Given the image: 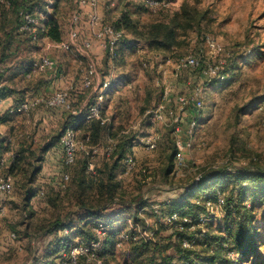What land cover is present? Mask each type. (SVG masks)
I'll return each mask as SVG.
<instances>
[{"label":"rangeland","instance_id":"1","mask_svg":"<svg viewBox=\"0 0 264 264\" xmlns=\"http://www.w3.org/2000/svg\"><path fill=\"white\" fill-rule=\"evenodd\" d=\"M65 1L66 7L61 14L69 25L72 24L69 21L71 11L77 10L78 6L72 1V8L70 1ZM167 1L168 5L150 7L144 0H99L96 12L103 22L113 23L121 13L127 12L135 21L134 28L125 30V40L116 48L114 58L104 50L102 57L99 52H93L95 46L99 47L96 45L99 41L94 37L92 46L84 54L74 49L68 52L61 49V52L64 51L62 54L51 50L44 54L39 51L40 54L27 55L28 59H38L45 54L56 57L67 75L80 73L89 60H93L101 77L107 75L111 68L115 76L104 97L103 133L95 142L83 137L82 132L78 133L83 146L76 163L70 168L69 188L67 186L62 190L48 185L43 197L27 198L24 188L18 184L8 197L0 199L6 206L5 216L0 219V234L1 223L6 221L5 226H12L4 236L6 250L0 248V264H57L61 258H68L65 256L67 253H62L66 249L56 252L61 233L40 235L37 231L39 225L57 217L63 218L69 211L73 212V225L81 222L78 215L84 212L79 211V201H71V191L78 188L73 173L76 171L77 176V169L82 167L83 162L87 166L88 161L93 168L89 170L86 167L85 173L94 180V184L111 183L107 176L112 168V184L117 185L113 202H109L98 217L90 216V226L94 223L109 224L106 245L111 231H117L110 237L114 248L112 252L107 251V264H187L178 250L179 238L176 234V230H183L186 223H190L188 232L196 236L202 235L199 230L209 233L207 246L202 243L197 245L196 241L191 248H185L190 249L195 257L192 264H264V203L260 192L256 196L254 191L248 192L241 214L233 212L228 215V208L216 205L214 210L208 207L200 209L202 212L194 213L195 217L181 215L188 221L170 222L168 216L171 212L165 210L170 203L186 196L187 188L206 173L250 166L264 170V0ZM153 25L157 26L156 29L167 28L157 31L158 36H152ZM80 26L86 34V21ZM69 32V29L63 30L64 40H67ZM210 40L218 44V51L213 49ZM219 45L223 51H219ZM189 55L197 56L199 64L188 68L180 66L181 59ZM217 63L223 66L224 79L208 75L205 71ZM37 77L31 76L29 84L24 80L28 78L21 75L15 78L17 80L6 81L12 92H18L23 98L28 91H35L19 103L31 102L29 111L14 115L6 124H0V142H5L4 137L12 138L10 154L4 158L7 163L12 162L20 142L27 141L24 144L31 145L38 155L52 135L59 131L60 140L66 128L67 116L50 130L53 122H44L42 112L49 110L54 114L46 107L45 100L63 84L51 89L42 87L43 96L34 98L38 94L36 89L43 86ZM196 93H200L203 107L197 111V126L189 140L191 145L182 150L185 164L177 167L179 162L176 165L175 157L179 142H182L179 136H186L178 130L180 127L175 113L171 115L169 111L178 106L179 95L188 97ZM89 102L86 103L84 97L75 103L72 110L83 107L84 112ZM159 109L163 111L164 119H151L149 111ZM191 110L190 107V113ZM150 138L156 139L157 145L153 149L146 147ZM123 146L124 152L120 154ZM110 148L114 149L109 151ZM57 151L61 156V151ZM127 156L132 157L133 164H127ZM47 160L44 156L42 164L47 165ZM115 163L116 166H112ZM48 172H51V167ZM37 185L40 188L42 183ZM225 189L229 192L231 186L226 185ZM60 195L62 199L58 197ZM88 195L86 192L85 196ZM193 201L195 199L190 200L191 203ZM198 202L197 205L204 207ZM83 217L87 215L83 214ZM241 224H250L253 231H258L254 254L245 257L230 252L228 255L230 246L223 242L228 240L229 230ZM131 227L141 240L129 241L119 247L117 241L120 234L123 231L130 233ZM11 232L17 234L13 240L9 239ZM74 233L69 236L74 239L73 243L80 237H74ZM158 243L161 245L154 253L148 244L154 246ZM138 244L144 248V254L136 261L131 257V251L138 250ZM213 257H216L214 262Z\"/></svg>","mask_w":264,"mask_h":264},{"label":"trees","instance_id":"2","mask_svg":"<svg viewBox=\"0 0 264 264\" xmlns=\"http://www.w3.org/2000/svg\"><path fill=\"white\" fill-rule=\"evenodd\" d=\"M65 0H57L55 9L53 14L47 17V20L45 21V28L46 31L44 35L49 36L50 39L55 41L62 40L63 31L61 29V25L58 20V13H61L63 8H60V3L64 2ZM75 2V0H74ZM76 4V2H75ZM37 2L34 3L32 0H13L12 6L13 9L11 12L15 13V21H8L5 22L0 26L1 33L3 32L2 36H0V63L3 64L5 59H7L9 56H11L10 53H7V50L10 48V45L12 41H16L14 38V34L17 35V30L21 24V16L20 11L22 9L30 10V11H39L41 9H44L43 6H39ZM38 6L36 10H34V7ZM3 11V10H2ZM2 13V12H1ZM4 17H7V13L3 11L2 14ZM135 21H133L130 13H121L120 17L116 19V21H113L112 24H114L118 29L125 30L132 29L135 27ZM156 25H153L151 29L152 36H158L156 33L157 31H163L165 29H156ZM124 38L119 43L122 44L124 42ZM25 42H30V44L35 43L32 42L31 39L28 37L27 39L20 38V41L18 42L17 48L20 47V45H23ZM35 59H27L26 65L21 67L20 70L13 71L8 77L5 79V73H7L9 70L12 71V68H6L3 70H0V84L4 80H13L18 75H22L25 77L33 76V69H32V62ZM22 69V70H21ZM9 71V72H10ZM30 74L27 76V74ZM13 90L9 85L6 83L0 86V96L4 99V96L6 95V92ZM109 92V91H108ZM107 92V93H108ZM106 95V94H105ZM110 99H108L109 101ZM76 101L73 104V108ZM103 108V107H102ZM71 111V110H69ZM8 113V112H7ZM87 112L84 111L81 114H73L69 113L67 115V120L65 122V127L68 125H74L76 126V129L78 130V133L82 132L83 137H87V139L91 140L92 142H95L100 136L101 133H103L105 126L101 124V120L95 119H88L86 117ZM191 116H197V111L193 109L191 111ZM10 117L7 115H1L0 121H6ZM59 135L55 137L58 138ZM24 143H28L27 141L21 142L20 148L17 151L14 161L11 165L9 173H11L16 178V183L21 184V186L24 188V194L27 198H33V196L36 195L38 190H34L33 183L37 179V175L39 171L41 170L42 165V159L43 156L40 152V154L37 155L35 151L31 149V145H27ZM125 149V146L122 147L120 151H122L120 154H122ZM77 161V160H76ZM88 164L86 166V163L83 162L82 167L78 168L77 170V176H75L76 171L73 173L74 177L73 180L78 183V188L72 192V198L71 201H79V211L84 212L83 214L87 215V217H83V214H79L78 218L81 220L80 223L73 225L71 215L72 211H69L63 218L57 217L56 219H52L51 221L44 222L42 225H39L38 233L40 235H51L60 233L62 229H64L66 226L68 227H74L75 228V236H80L83 239H91L94 237L92 226L91 225V219L90 216H96L98 217L103 209H106L109 202H113L114 197L116 196L117 192V185H113V170L112 168L109 171V174L107 176V179L109 184H94V180L90 179L89 175H86L85 169L88 167ZM112 166H116V163ZM73 167V166H72ZM71 167V168H72ZM172 168V164L170 165L169 169ZM30 171V173H28ZM72 170V169H71ZM72 172V171H71ZM222 177V178H221ZM221 178V179H219ZM226 185L231 186V190L229 192H226ZM69 188V185H68ZM67 188V190H68ZM219 188V189H216ZM96 190V192H95ZM254 191L253 194L256 196L258 193H261L262 200L264 203V170L257 167H241V168H222L218 170H214L210 173H206L203 175V177L200 179L199 183L196 187L191 189L186 196L183 198H179L178 200L173 201L170 203L169 206L165 207V210L167 213H170L172 211H177L181 215H189L191 217H195L194 213L197 211L199 212L200 209H206V201L215 202L217 201L218 196H223L225 199L224 206L225 208H228L229 211L226 214L231 215L233 212L237 214H241L243 212L242 204L244 203V198L247 197L248 192ZM88 192L89 195L85 196V193ZM64 192L61 193L63 195ZM60 197L61 199L63 197ZM195 199L193 201L194 203H191L190 200ZM200 201L198 203L202 204L204 207H201L200 205H197V201ZM246 206V205H244ZM199 210H195V209ZM197 212V213H198ZM202 212V211H200ZM199 212V213H200ZM32 216V215H31ZM242 217V216H241ZM252 217V216H250ZM243 220H246V217H242ZM200 223V222H198ZM190 223H186L183 230H176V234L179 238L178 242V250L181 251L182 256L184 257V260L187 264H192L193 261H195V257L191 253L190 249H185L182 247L181 239L184 237H196L197 245L201 244L207 246V237L209 236L208 231H205L204 233L202 230H199L198 232L202 235L196 236L197 234L188 232ZM91 229V230H90ZM253 227L245 224L238 225L236 228L229 230V237L228 240L223 242L224 245L230 246L228 255H230V252H233V255L235 253H238V256H248L251 254H254L255 251V245H257L258 240V231H253ZM112 234L109 235V238L107 239V245L105 246V251L102 252V257L104 260H107L106 254L108 255L107 251L112 252V249L114 248V243L110 240V237L112 238L116 234V230L111 231ZM197 232V233H198ZM175 233V232H174ZM58 238L57 244H56V252L61 251V249H66L67 251L71 249L73 238H64L66 241L62 242L64 239ZM144 245H147L144 244ZM160 243L155 244L154 246L148 244L154 250V253H156V250H158ZM133 248V247H132ZM138 250H132L134 253V258L136 261H139L140 258H142L144 254V248L142 246H139L138 244ZM237 256V257H238ZM155 257H153L154 259ZM138 259V260H137ZM213 262L216 260V257L212 258ZM108 263L107 261H105ZM137 263V262H136ZM135 263V264H136ZM154 264V263H153Z\"/></svg>","mask_w":264,"mask_h":264},{"label":"built area","instance_id":"3","mask_svg":"<svg viewBox=\"0 0 264 264\" xmlns=\"http://www.w3.org/2000/svg\"><path fill=\"white\" fill-rule=\"evenodd\" d=\"M4 3L8 6L12 5L13 0H3ZM55 0H47L44 5V9L39 11H30L22 9L20 11L21 24L17 30L16 42L20 41V38L27 39L28 37L32 42L35 43H47L51 47L57 45V48L64 50H71L72 46L75 44L79 45L81 53L92 46L93 37L98 39L100 46L104 51H107L109 55L114 58L116 54V48L124 37V31L118 29L114 24L103 22L101 16L96 12V8L99 4V0H75L78 9L73 12L72 15V24L69 32V37L67 40H60L58 43L49 38V36L44 35L45 21L47 20V9H49ZM145 4L150 7H158L162 5H168L167 0H144ZM86 21V30L83 34L80 24ZM82 30V31H81ZM210 43L216 51L217 43H214L213 40H210ZM219 51H223L222 47L219 45ZM180 66L188 68L195 67L199 64V59L197 56L189 55L181 59ZM33 70L45 71L48 69L58 71L60 69L59 61L55 57H52L48 54H45L38 59H35L32 62ZM110 72L107 75H104L100 78L97 65L93 60H89L86 66L79 73V82L70 87V89H58L51 97L45 100L46 107L53 111L54 113H61L62 111H69L73 109V104L76 101V96L81 92L91 91L95 92L94 99L89 102V105L86 109V117L88 119H101L102 118V107L104 102V97L114 82V73L113 69H109ZM223 66L221 63L214 64L211 66L210 70L206 73L208 75L217 77L219 79H224L226 74L223 73ZM30 74L28 73L27 76ZM95 90V91H94ZM39 100V99H38ZM3 101L4 99L0 96V112L3 110ZM178 106L170 110V114L175 113V119L178 124V130L183 133L184 136H179V151L175 157L177 161V167L184 165V160H182V150L191 145V138L193 137V131L197 126V116H191L189 108L195 109V111L200 110L203 107V100L200 93L195 95H190L188 97L179 95L177 97ZM32 107L31 102L24 101L18 106H10L8 108L9 113H16L17 111L27 112ZM188 110V111H187ZM192 111V110H191ZM150 112L151 119H164L163 111ZM187 121V123H183ZM183 123V124H182ZM184 126H186L184 128ZM61 156H59V162L56 167L53 165L51 167V172H47L46 175L42 176V186L37 191L36 196L43 197L45 194V187L48 185L53 186L56 189H66L70 180V168L76 163L80 147L83 144L78 139V130L74 125H68L62 136L59 140ZM82 145V146H81ZM157 145L155 138H150L146 141L147 148H155ZM181 145V146H180ZM182 147V148H181ZM114 148H110L109 151H112ZM8 161V160H7ZM12 162L9 161L8 164L12 165ZM49 162V161H48ZM127 164H133V159L131 156L126 158ZM7 163V162H6ZM93 164L89 162L88 169L91 170ZM200 177L187 188L186 193L191 191L200 181ZM14 185V177L11 173H6L0 178V191L9 193ZM35 196V197H36ZM225 199L220 195L218 201L211 202L207 201V207L210 210H214L216 205H224ZM170 222H180L179 220L188 221V218H182L181 214L177 211H172L168 216ZM208 220V218H206ZM108 226H105L102 223H94L92 227L94 237L91 239H83L77 237L72 243L71 249L69 251L63 250L62 253H67L65 256L68 258H61V262L57 264H107L102 257V251L106 245V235L109 230ZM74 227L66 226L61 230V237L65 236L68 238L71 232H74ZM130 233L123 231L117 241V245L121 247L126 242L139 241V236L134 234V227L130 228ZM127 231V230H126ZM147 234V233H146ZM17 237L15 232L9 234V239L13 240ZM147 239V238H145ZM151 239V238H150ZM64 239L62 242H65ZM183 248H191L196 243V238H184L182 241Z\"/></svg>","mask_w":264,"mask_h":264},{"label":"crops","instance_id":"4","mask_svg":"<svg viewBox=\"0 0 264 264\" xmlns=\"http://www.w3.org/2000/svg\"><path fill=\"white\" fill-rule=\"evenodd\" d=\"M32 1L34 3L37 2L38 4H40L39 6H43V7H44L45 3L47 2V0H32ZM69 1L71 3V7L73 8L74 5H72V1L74 2V0H69ZM56 2H57V0L53 1L51 7L49 9H47V15L48 16L49 15L51 16L53 14ZM64 6L66 7V1L60 3V8H63L62 12H64ZM37 8H38V6H35L34 10H36ZM12 9H13L12 5L8 6V5H6L4 3L3 0H0V26L2 24H4L5 22H8V21L14 22L15 21V13L11 12ZM2 10L7 13V17H4L2 15L3 14ZM61 13H58V20H59V23L61 25L62 31L63 30H67V29L70 30L71 29V24L67 25V21H65L66 17L64 15H62ZM72 15H73V11H71V15L69 17L70 23L72 21ZM62 20H63V22H62ZM2 34H3V32L1 33V29H0V36H2ZM66 35H67L66 38H68L69 37V33L66 34ZM14 38H16L15 34H14ZM62 39H65L64 35H62ZM53 41H55V40H53ZM55 42L58 43V41H55ZM17 45H18V41L14 42V40H13L11 45H10V48L7 50V53H10L11 56H9L7 59H5L3 64L0 63V70L4 71V69H6V68H9V69L12 68V71L9 70L10 72L8 71L7 73H5V75L6 74L10 75L13 71L15 72L17 70H20L21 67L25 66L26 62H27V59H28L27 55L40 54V53H38L39 51H42L43 54H44V53L49 52L51 50H54L56 53H57V50H58L59 54H62L64 52V51L61 52L64 49L61 50V48H57L56 47L57 45H54V46L51 47L47 43H45V44L44 43H32V44H30V42H26V43H23V45H20L19 48H17ZM96 45H98L99 47L95 46L93 52L94 53H98L99 52L98 54L100 55V57H102L103 56V54H102L103 49L100 46V42L96 43ZM96 48H99V49H96ZM73 49L76 50L80 54H84V53H81L78 44H75L73 46L72 50ZM67 52H68V50H67ZM97 58H99V56ZM56 59H57V61H59L58 58H56ZM59 65H60V69L58 71L52 70V69H48V70H45V71L34 70L35 71L34 74H33L34 78L38 76L37 78L41 82H43V86H40L39 89H36L38 91L37 96H33V94H32V96L34 98H37L38 96H43V94L41 95V91H40L42 89V87H47V89H51L52 87H55V86H57L59 84H63V86L58 87V89L62 88V87H66L67 89H70V87H72L73 85L77 84V82H79V75H80L79 72L78 73H74V75H70V74L67 75V74H65V71H63V67H62L60 61H59ZM99 75H101V74L99 73ZM25 78H27V77H25ZM100 78H101V76H100ZM5 79H6V77H5ZM15 80H17V79H15ZM24 80L28 81L27 84H29L31 82V77L29 79L30 81L28 79H24ZM6 81L7 80H4L0 84V86L5 84ZM28 92H30V93H28ZM28 92L26 93V97L23 98V96L21 94L19 95L18 92L17 93L16 92L13 93L12 90L9 91V92L7 91L6 95L4 96L3 110L0 112V116L1 115H7V116H9L11 118L14 115L22 113L21 111H17V113H15V114L9 113L8 112V108L10 106H18V104L23 99H28L29 94L34 93L35 91H28ZM94 94H95V92H91V91L81 92V93H79L76 96V102H80L82 100V98H84V97L86 99V103H87V101L88 102L92 101L94 99V97H95ZM42 112L45 115V116L43 115L44 116V120H43L44 122L45 121L46 122H51V121L53 122L52 127H49L50 130H52L69 113H73V114H77V115L81 114L83 112V107L80 110H72V112H70V111H62L61 113H54V114L51 113L49 110L48 111L43 110ZM46 116L47 117H51L50 119H52V120L47 119ZM8 120L9 119H7L6 121H2V122L0 121V124H2V125L6 124L8 122ZM59 134L60 133L58 131L56 134L52 135L51 139H49V141L43 147H41V149H40L42 156L43 157L45 156V158L48 159V160L46 162L47 165H44V163L41 165V170L39 171V173L37 175V179L32 184L35 191L39 189L37 184L38 183H42L41 182L42 179H43L42 175L43 174H47L48 168L49 167H53V165L56 167L57 163L59 162V154H58V151H57V150H60L59 149V139L58 138L55 139V137L57 135H59ZM4 138H6L5 142H4V140L0 142V178L3 175H5L6 173H9L10 168H11V165L6 163L7 161H5L4 158H6V156H5L6 154L7 155L10 154L9 149L12 146V144H11L12 138L11 137L10 138L4 137ZM8 142H9V145H7ZM20 144H21V142L18 144L19 147L17 148L15 153H17V151L19 150ZM52 154H54V155H52ZM16 185H17L16 178L14 177V185H13L12 190L9 193L0 191V199L3 198V197H8L15 190ZM39 186H42V185H39ZM37 187H38V189H37ZM35 196H33V198H35ZM35 208H37V206H35ZM5 209H6V206H4L2 202H0V219H3L2 217L5 216ZM5 223H6V221L1 223L3 225L2 229H1L2 233L0 234V248H1V250H6V243H5L4 236L9 232L8 231L9 229H12V226L10 224H7L5 226L4 225ZM104 251H105V249H104ZM131 252H132L131 257L134 258V253H133V251H131Z\"/></svg>","mask_w":264,"mask_h":264}]
</instances>
